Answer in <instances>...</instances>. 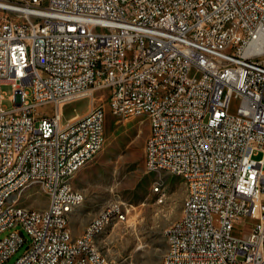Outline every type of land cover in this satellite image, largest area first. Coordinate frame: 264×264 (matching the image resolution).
I'll list each match as a JSON object with an SVG mask.
<instances>
[{"label": "built area", "instance_id": "2783aa9c", "mask_svg": "<svg viewBox=\"0 0 264 264\" xmlns=\"http://www.w3.org/2000/svg\"><path fill=\"white\" fill-rule=\"evenodd\" d=\"M104 95L119 117L148 119L146 168L194 189L162 264H264V0H0V264L25 245L13 264H122L92 244L104 218L127 221L122 202L79 237L69 225L68 205L86 199L69 196L70 177L106 143ZM85 98L88 112L65 121ZM50 104L52 116L35 114ZM34 182L48 186L43 210L17 200Z\"/></svg>", "mask_w": 264, "mask_h": 264}, {"label": "rangeland", "instance_id": "374dc122", "mask_svg": "<svg viewBox=\"0 0 264 264\" xmlns=\"http://www.w3.org/2000/svg\"><path fill=\"white\" fill-rule=\"evenodd\" d=\"M2 91L6 97L3 105L12 109L13 102L9 97L13 94V88L4 85ZM103 93L107 91L95 93V106ZM102 103L106 109L105 146L72 179L73 186L86 196L82 209L87 207L84 215L75 219V228L82 230L97 213L118 200L129 210L128 219L117 225L113 223L100 235L98 247L122 264H162L168 247L165 232L181 217L187 198V185L180 176L151 172L146 168L144 146L150 132L146 117H119L111 111L107 95H104ZM90 105L88 98L66 105L63 109L64 120L76 114L84 115ZM54 108L52 104L40 106L35 114L40 117L52 116ZM237 108L238 101L233 100L231 113H236ZM263 157L260 153L255 158L259 160ZM155 187L159 190L156 191ZM25 192V206L38 210L47 208L49 198L41 187L31 186ZM253 225V221L244 220L243 225L234 231V236L243 238ZM9 233H2L0 239ZM25 247L8 264H13Z\"/></svg>", "mask_w": 264, "mask_h": 264}, {"label": "bare ground", "instance_id": "6f19581e", "mask_svg": "<svg viewBox=\"0 0 264 264\" xmlns=\"http://www.w3.org/2000/svg\"><path fill=\"white\" fill-rule=\"evenodd\" d=\"M226 29H233V22H226ZM142 35H150V28H142ZM239 41V31H232L230 37H228V44H236ZM150 133V132H149ZM95 157H87V164L93 160ZM151 172H156V173H161V172H167V169H158V168H147ZM74 176L70 177L69 181V196L71 197H78V192L80 190L76 189L73 186L72 179ZM187 185V198L183 206L182 214L179 219H177L175 222H173L167 230L172 229L179 223L180 221H183L184 218H191V208L190 204L193 203V198H194V189H192V185L189 180H187L186 177H182ZM31 186H39L41 189L45 192L48 193V186H44V183L42 182H34L31 183L27 186V190ZM24 191H19L17 192V200L18 201H24V199L27 197V193ZM159 189L156 188V191ZM31 197V196H30ZM5 210H10V211H18V203H5ZM76 210V205H68V214L73 213ZM114 223V218H104L103 219V224L99 226L97 232L95 234H92V244L95 247H98V237L102 235L112 224ZM167 232V231H166ZM168 242V247L171 248V238H167ZM165 257H169V250H166L163 259Z\"/></svg>", "mask_w": 264, "mask_h": 264}, {"label": "crops", "instance_id": "0c3cea01", "mask_svg": "<svg viewBox=\"0 0 264 264\" xmlns=\"http://www.w3.org/2000/svg\"><path fill=\"white\" fill-rule=\"evenodd\" d=\"M86 197V196H85ZM87 211V207H85L84 209H82V206H80L79 207V209H77V210H75L73 213H71V215H70V218H69V225H70V228H71V230H72V233H73V236L74 237H79V236H81L82 234H83V232H84V229H85V227L87 226V224L90 222H88L86 225H84V228L82 229V230H79V229H77V228H75V223H74V221H75V219L76 218H80L81 216H83L84 215V212H86Z\"/></svg>", "mask_w": 264, "mask_h": 264}]
</instances>
